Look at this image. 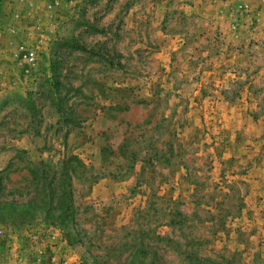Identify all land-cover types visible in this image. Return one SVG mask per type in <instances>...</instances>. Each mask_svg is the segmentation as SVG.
I'll list each match as a JSON object with an SVG mask.
<instances>
[{
	"label": "rangeland",
	"instance_id": "374dc122",
	"mask_svg": "<svg viewBox=\"0 0 264 264\" xmlns=\"http://www.w3.org/2000/svg\"><path fill=\"white\" fill-rule=\"evenodd\" d=\"M244 123H264V0H0V177L19 185L27 160L86 165L83 242L0 222V264H122L104 247L138 229L160 264H264L242 175L264 135L240 140Z\"/></svg>",
	"mask_w": 264,
	"mask_h": 264
},
{
	"label": "trees",
	"instance_id": "16d2710c",
	"mask_svg": "<svg viewBox=\"0 0 264 264\" xmlns=\"http://www.w3.org/2000/svg\"><path fill=\"white\" fill-rule=\"evenodd\" d=\"M107 146L102 148L104 152ZM25 170L23 179L18 181L20 184L13 187L4 182V176L0 177V222L23 226L41 219L60 229L71 244L82 243L83 229L77 220L73 179L84 174V162L74 155L65 156L59 162L27 160ZM137 233L139 235L131 242L105 246L106 256L124 255L122 264H160V251L148 243V233L144 229H138ZM155 238L171 245L177 243L170 236L157 235ZM207 260L211 261L209 257ZM94 263L100 264V261L94 257Z\"/></svg>",
	"mask_w": 264,
	"mask_h": 264
},
{
	"label": "crops",
	"instance_id": "0c3cea01",
	"mask_svg": "<svg viewBox=\"0 0 264 264\" xmlns=\"http://www.w3.org/2000/svg\"><path fill=\"white\" fill-rule=\"evenodd\" d=\"M252 125H254V126L250 127L251 124L249 126H245V123H244L243 125L238 127V133L241 134L240 138H239L240 140H241V138H243V137L245 138L247 136H253L254 135V136H260L261 137L262 135H264V123H253ZM235 141L238 142L237 139ZM226 158H231V155L227 156ZM223 160L224 159H222V158L220 160L221 170H222V167L224 166ZM243 162L244 161L242 158V160H240L239 163L244 164L245 162L244 163ZM246 162L247 163L250 162V170H248V172L246 171L245 174H242V175H244L243 178H245L246 180L249 181V183H247L248 189L246 190V197H245L246 202L249 204L250 208H252V209L259 207V209L262 210L261 213L263 215V218H261V219H258V218L253 219L252 218L246 224H249V223L264 224V158H262L259 161H253V156H251L249 159H247ZM221 173H222V171H221ZM237 220L243 221V219H237ZM232 224L235 225L236 222H233ZM228 236H230V235H228ZM260 240H262V242H264V234H262V236L260 237ZM257 250H259L258 255L264 257V245H262Z\"/></svg>",
	"mask_w": 264,
	"mask_h": 264
},
{
	"label": "built area",
	"instance_id": "2783aa9c",
	"mask_svg": "<svg viewBox=\"0 0 264 264\" xmlns=\"http://www.w3.org/2000/svg\"><path fill=\"white\" fill-rule=\"evenodd\" d=\"M257 14L260 16L261 13L260 12H257ZM28 56L29 58H33L34 56V52L31 50L29 53H28ZM66 263V262H65ZM33 264H63L61 263V260L57 259L55 257V255H52L49 259H46L43 255H39V257L36 258V260L34 261Z\"/></svg>",
	"mask_w": 264,
	"mask_h": 264
}]
</instances>
